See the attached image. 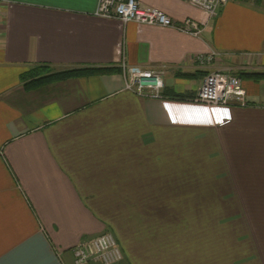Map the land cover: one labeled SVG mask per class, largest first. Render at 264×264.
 Instances as JSON below:
<instances>
[{
	"label": "crops",
	"instance_id": "obj_1",
	"mask_svg": "<svg viewBox=\"0 0 264 264\" xmlns=\"http://www.w3.org/2000/svg\"><path fill=\"white\" fill-rule=\"evenodd\" d=\"M137 1L201 33L96 17V0H0V264H73L71 249L104 232L116 264H264V78L239 77L264 74V0H228L213 19L186 0ZM209 51L219 55L197 69L194 55ZM120 63L161 69V91L187 99L208 72L237 76L245 106L137 96ZM36 64L115 71L25 90L19 75ZM184 141L191 166L203 146L221 166L213 188L232 201L223 209L239 236L200 238L196 225L184 236L165 209L167 173L183 183ZM150 198L163 209H133Z\"/></svg>",
	"mask_w": 264,
	"mask_h": 264
},
{
	"label": "built area",
	"instance_id": "obj_2",
	"mask_svg": "<svg viewBox=\"0 0 264 264\" xmlns=\"http://www.w3.org/2000/svg\"><path fill=\"white\" fill-rule=\"evenodd\" d=\"M188 4L206 14L208 19L215 18L228 0H186ZM93 15L105 19H117L121 23L132 22L147 26L169 28L192 37L201 33V28L192 19L174 21L161 11L142 6L137 0H96ZM219 54L209 51L193 57L197 69L209 65ZM124 87L137 96L161 99V69H141L135 66L119 65ZM191 103L203 106L228 107L245 106V93L240 78L218 71L206 73ZM73 264L100 261L102 264H116L121 259L115 239L109 232L89 239H82L72 249Z\"/></svg>",
	"mask_w": 264,
	"mask_h": 264
},
{
	"label": "rangeland",
	"instance_id": "obj_3",
	"mask_svg": "<svg viewBox=\"0 0 264 264\" xmlns=\"http://www.w3.org/2000/svg\"><path fill=\"white\" fill-rule=\"evenodd\" d=\"M187 138L190 139L189 133ZM170 142L171 145L169 147L174 148L175 142L172 140ZM194 143L196 145V142ZM184 144L185 141L182 145L183 148L177 150V157H180V153H182V173L184 174L182 175L183 183L181 187L178 183L177 187L175 188L173 183V176L175 175V173H167V182L165 183L166 187L164 190H162V194L164 195L162 199H164L165 201V203H163L165 209H176L178 217L180 214V221L183 225L184 236H190L191 233L193 234V232L190 231V228L194 225H196V230H198L196 232L200 238L209 239L210 237L211 239L220 240L224 237L223 233H226V236H230L228 234L233 233L231 237L239 236L241 232L237 229V225L239 222L237 216H233L231 219H227L228 216L233 214V207L232 209H229L230 214L227 213V209H223L224 201L225 203L232 201H230V199L228 198L223 199L222 197H217L216 195L218 193L213 188V184L217 179H215V177H213V175L211 174H217V172H220L221 166L211 162L210 157V163L207 164L208 156H206L207 152L204 150L206 149V146H203L204 149H200L198 147V152L192 156L200 161H204V163L200 162L199 165L191 166L190 160L192 158L190 147L189 145L187 146ZM167 157L171 158L170 151H167ZM154 189H157V187H155ZM209 195H213V197H211L208 202L206 196ZM152 199L153 198H150L149 200L145 199V201H139V199H136L135 205H133V209H163L162 203H159L157 199L155 200L154 208H151L154 205V201H152ZM211 201L213 202V205L210 204ZM139 202L141 203V205L139 204ZM228 223H230L231 225L236 224V229L224 231L223 227H225ZM199 237L198 239H200ZM122 260L124 261V259Z\"/></svg>",
	"mask_w": 264,
	"mask_h": 264
},
{
	"label": "trees",
	"instance_id": "obj_4",
	"mask_svg": "<svg viewBox=\"0 0 264 264\" xmlns=\"http://www.w3.org/2000/svg\"><path fill=\"white\" fill-rule=\"evenodd\" d=\"M115 70L113 68H73L60 72H49L47 65L36 64L32 65L26 72L19 75V80L22 82V86L25 90H32L40 86L65 80L68 78H74L90 73H111ZM239 77L252 78V79H263L264 74L259 73H241ZM238 77V78H239ZM168 91H161L160 97L163 99H175L179 101H191V99L185 98L183 95L172 96L167 93ZM172 94V93H171Z\"/></svg>",
	"mask_w": 264,
	"mask_h": 264
}]
</instances>
